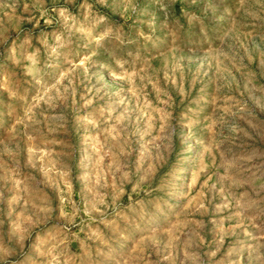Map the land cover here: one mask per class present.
Listing matches in <instances>:
<instances>
[{
  "label": "rangeland",
  "instance_id": "374dc122",
  "mask_svg": "<svg viewBox=\"0 0 264 264\" xmlns=\"http://www.w3.org/2000/svg\"><path fill=\"white\" fill-rule=\"evenodd\" d=\"M0 264H264V0H0Z\"/></svg>",
  "mask_w": 264,
  "mask_h": 264
}]
</instances>
